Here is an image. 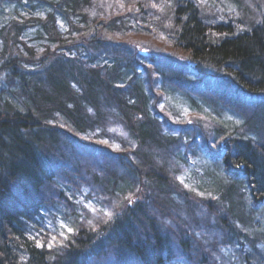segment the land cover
<instances>
[{
    "label": "trees",
    "instance_id": "16d2710c",
    "mask_svg": "<svg viewBox=\"0 0 264 264\" xmlns=\"http://www.w3.org/2000/svg\"><path fill=\"white\" fill-rule=\"evenodd\" d=\"M228 4L0 0V264H264V0Z\"/></svg>",
    "mask_w": 264,
    "mask_h": 264
},
{
    "label": "rangeland",
    "instance_id": "374dc122",
    "mask_svg": "<svg viewBox=\"0 0 264 264\" xmlns=\"http://www.w3.org/2000/svg\"><path fill=\"white\" fill-rule=\"evenodd\" d=\"M224 6H228V7H224V8H229L230 5L228 4V0H219ZM24 4L26 5V3L24 2ZM28 6V5H27ZM230 9V8H229ZM5 15L3 14V17H6V15H8L9 12H14L15 9H14V6H5ZM18 11L22 12L25 16L27 15V13L25 11H23L22 8L18 9ZM34 15L36 16H44L46 14V7L45 5L41 4V5H37V7L35 8L34 12H33ZM59 24H60V27L63 28V29H68L69 28V25L65 23V21H63V19H61V17L59 16ZM36 31H37V28H33V29H29L28 31L25 32V36L29 39L32 40V42H35V43H41L40 40H43V39H35L36 37ZM35 39V40H34ZM160 47V46H159ZM165 48H168L166 49V53L171 56V57H174L176 58V56L178 58H182L184 59V61H187V53L185 52H182V51H177V49H173L171 48L170 46H167V45H164L162 47H160V49L164 50ZM142 49H145L147 51V53L145 54L146 56L149 55V54H153V51L152 50H147L146 48H144L143 46L141 47L140 46V50ZM153 49H158L157 47L153 46ZM16 50L15 49H10V54H16ZM157 56H159V54H156ZM153 56V55H152ZM143 77L145 76L144 73L142 75ZM8 78V73L6 71H1L0 70V89H2L3 87H5L7 85V79ZM162 86V85H161ZM163 87V86H162ZM172 88L171 87H168V89L165 90V88L163 87V92L165 93V98L163 101L160 102V108L168 113L172 118H174L175 120H179V119H188V117H190V114L193 111V109L188 105V104H184V105H180L178 106L177 109L174 108V106L176 105L175 104V96L173 95H170V90ZM123 130V132L126 131L125 127H122L121 128ZM111 132H113L112 130H110ZM99 132V131H98ZM188 162L191 164L190 166H187L185 165L186 167H194V168H198V167H201L203 165V163L205 164L207 162V160L205 158H201L200 155H198V158H194V157H188ZM197 190V189H196ZM82 197V196H81ZM85 204H87L88 206H92L94 205V201L92 199H89L87 202L83 201ZM55 223V226L56 228L52 225V223ZM43 227V229H45L46 226L50 225L53 232H55L56 230L58 231V233L61 235V236H65L67 234V229L70 228V224H69V221L65 219L64 216H60V217H53L52 213L51 215H48L44 222L42 221V224H41ZM40 228V230L42 229ZM53 236L55 237V234H53ZM39 242H42V238H39L37 239ZM52 243V242H51Z\"/></svg>",
    "mask_w": 264,
    "mask_h": 264
},
{
    "label": "snow or ice",
    "instance_id": "6c2138e0",
    "mask_svg": "<svg viewBox=\"0 0 264 264\" xmlns=\"http://www.w3.org/2000/svg\"><path fill=\"white\" fill-rule=\"evenodd\" d=\"M108 215H111V213H109ZM67 231H68V232H71V231H73V230H72L71 228H68ZM37 243H38V245H39V242H37Z\"/></svg>",
    "mask_w": 264,
    "mask_h": 264
}]
</instances>
